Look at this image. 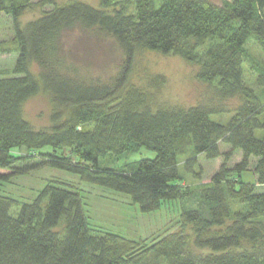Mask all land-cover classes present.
Here are the masks:
<instances>
[{
	"label": "trees",
	"instance_id": "1",
	"mask_svg": "<svg viewBox=\"0 0 264 264\" xmlns=\"http://www.w3.org/2000/svg\"><path fill=\"white\" fill-rule=\"evenodd\" d=\"M31 1L0 0L17 44L11 73L0 77V183L38 167L19 165L22 157L12 151L22 148L52 169L127 195L141 213L170 201L194 203L179 217L193 237L181 230L139 243L96 230L80 192L48 184L16 216L9 213L15 200L0 194V264H264V100L243 80L244 47L251 40L264 46V0H163L158 8L153 0H134L133 14L123 5L107 11L110 0L99 8L74 1L20 26ZM76 31L117 43L121 61L107 81L79 78L61 55L63 36ZM141 51L197 64L198 79L213 85L218 102L152 111L141 90L130 86ZM40 85L54 111L50 127L35 130L22 108ZM233 98L239 104L227 124L210 119L228 112L225 102ZM220 144L228 150L221 152ZM139 148L155 156L140 159L132 171L99 166L101 158ZM238 151L240 160L229 167ZM198 155L223 162L208 183L185 187L178 159L186 156L184 171L200 179L193 171ZM247 171L254 181L243 180Z\"/></svg>",
	"mask_w": 264,
	"mask_h": 264
},
{
	"label": "rangeland",
	"instance_id": "2",
	"mask_svg": "<svg viewBox=\"0 0 264 264\" xmlns=\"http://www.w3.org/2000/svg\"><path fill=\"white\" fill-rule=\"evenodd\" d=\"M80 1L99 8L103 0H54L49 4L46 0H32L19 18L20 26L35 20L52 8L70 2ZM163 0H153L156 8L160 7ZM124 6L127 13H135L134 0H110L109 8ZM78 35L63 36V50L61 55L71 64L74 63L79 78L107 81L115 74L121 61V51L117 43L110 37L93 32ZM204 47L199 48L201 52ZM17 58V44L14 40V28L11 17L3 13L0 15V77L11 73ZM31 72L38 75L37 65H31ZM198 65L187 62L181 55H162L151 51L138 53L130 80V86L141 90L146 97V107L152 111L165 108L187 109L198 103L211 105L218 102L213 85L209 86L201 82L197 77ZM243 80L264 100V46L256 41H249L244 47ZM228 112L210 115V119L227 124L235 114V108L239 104L237 98L225 102ZM54 111L52 99L43 88L29 97L22 108L23 118L35 130L48 129L51 125V115ZM264 117V110L260 118ZM93 125H89L92 127ZM262 130H256L255 136L261 138ZM228 146L220 144L221 152L228 150ZM46 151L49 148H44ZM15 156L22 157L20 164L38 165L29 173L15 177L9 182L0 183V194L15 200L9 213L16 216L22 203H31L48 184L60 185L81 193L85 202V210L90 226L99 231H107L118 234L130 240L142 243H150L160 237L184 230L193 237L191 227H183L180 223V212L183 208H192L194 203L177 201L165 202L161 208L152 213H141L134 206L127 195L106 189L104 187L82 182L69 172L50 168L41 164L43 158L34 154L27 157L25 149L12 151ZM155 153L139 148L132 153L122 154L118 157L108 155L99 159V166L116 170L132 171L140 159H152ZM240 152H236L228 162V166L240 160ZM186 156L178 159V168L182 176V184L192 189H198L208 183L218 171L223 162L219 157L215 160H207L203 155H198L197 164L193 166L195 174L200 179L184 171ZM194 175V174H193ZM243 180L252 182L255 176L247 171L242 175ZM63 223L57 227V233L63 232ZM159 264H166L161 260Z\"/></svg>",
	"mask_w": 264,
	"mask_h": 264
}]
</instances>
